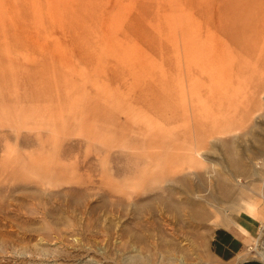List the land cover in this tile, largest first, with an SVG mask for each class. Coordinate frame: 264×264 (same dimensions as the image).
<instances>
[{"label": "rangeland", "instance_id": "1", "mask_svg": "<svg viewBox=\"0 0 264 264\" xmlns=\"http://www.w3.org/2000/svg\"><path fill=\"white\" fill-rule=\"evenodd\" d=\"M255 2L0 0V264H146L149 233L163 263L226 264L212 232L244 217L262 248L264 92L249 95L247 68L264 70L263 22L260 49L243 41ZM199 39L210 57L186 45ZM185 49L214 69L184 77Z\"/></svg>", "mask_w": 264, "mask_h": 264}, {"label": "bare ground", "instance_id": "2", "mask_svg": "<svg viewBox=\"0 0 264 264\" xmlns=\"http://www.w3.org/2000/svg\"><path fill=\"white\" fill-rule=\"evenodd\" d=\"M246 1V0H245ZM262 3H263V0H256V2H255V8H256V10H255V12H254V10L252 9V8H249L248 9V17H247V20H246V26H247V24H248V26L249 27H253L252 28V31H254V29H255V32H256V35L255 36H250L249 34H248V39H245V40H243L244 42H245V45L246 46H248V42L249 41H251V42H253L254 44H256V45H258L259 47H257V49L259 48L260 49V45H259V43H258V41L260 40V39H258L259 38V36H258V34H257V27H259V23L261 22H263V26H264V8H261L260 6H262ZM243 22V21H242ZM256 24H258V25H256ZM254 25H256V26H254ZM245 26V27H246ZM233 32V31H232ZM251 37V38H250ZM182 38V37H181ZM183 39V38H182ZM186 42V41H185ZM250 42V43H251ZM261 43V42H260ZM209 43H207V41L205 40V39H203V40H201V39H199V40H197V42H196V40H194V41H192V43L189 45V43L187 42L186 43V45L190 48V46H191V48H193L194 49V51H196V50H198V49H200L201 50V52L202 53H204V54H206L207 56H211V52L207 49V45H208ZM200 46V47H198V46ZM251 45H252V43H251ZM235 48H243L244 46H243V43L241 44V41H238L237 42V40L235 39ZM220 48V47H219ZM256 49L255 48H252V46L249 48V52H254ZM200 52V53H201ZM200 53H198V54H200ZM201 53V54H202ZM232 53V52H231ZM190 55H191V51H188L187 49H185V52H184V58H185V62H184V65L180 68V71L182 72V74H183V76L185 77V75H187V74H189V76H192V72H193V68L194 67H197V68H199L200 70H201V72H202V74H206V71H212V68H207V67H204L203 68V66H206L207 65V63H205L203 60H201V61H197V62H195V61H192L191 60V58H190ZM248 55V54H247ZM221 56V55H220ZM196 58V57H195ZM175 60V59H174ZM206 60V59H205ZM210 60H212V58H210ZM208 61V63L209 62H211V61ZM201 65V66H198V65ZM238 64V63H237ZM246 64V63H245ZM210 65V64H209ZM248 65H251V69H248V68H250V66L247 68V71L248 70H250V72H251V75H250V81H249V95H254V94H259V93H261V92H264V70L263 71H261V69H258L257 68V64L256 63H252V62H250ZM212 65H210V67H211ZM207 68V69H206ZM243 68H244V66H243ZM214 69V68H213ZM246 69V68H245ZM245 69H243V70H245ZM238 71H240L239 69H237ZM242 70V69H241ZM242 70V71H243ZM200 72V73H201ZM233 72V71H232ZM231 72V74H230V80H231V94L228 96V98L229 99H233L235 102H237L238 103V106H239V104H241L242 103V101L243 100H245V99H247V90H246V81H245V78L244 77H242L241 78V76L240 75H238L239 73L238 72H236V73H238V74H233ZM244 72V71H243ZM246 72V71H245ZM249 72V71H248ZM229 74V73H228ZM248 74V73H247ZM240 76V77H239ZM244 76V75H243ZM178 77V76H177ZM187 77V76H186ZM194 77V76H193ZM247 78H248V76H246ZM189 78V77H188ZM197 78V77H196ZM179 79V78H178ZM177 79V80H178ZM184 79V78H183ZM191 79V78H190ZM190 81V80H189ZM192 81H194V79L192 80ZM214 81V80H213ZM247 81V82H248ZM228 82V81H227ZM191 83V82H190ZM192 85V84H191ZM196 85V84H195ZM227 85V84H226ZM186 86V85H185ZM199 87V86H198ZM226 87V86H225ZM192 88V87H191ZM191 88H190V96H191V94L193 95H195L196 97L198 96V94H197V89L195 88H193L192 89V91H191ZM201 88V87H200ZM202 89V88H201ZM210 92H212V90L210 89L209 90ZM226 91V90H225ZM166 93V92H165ZM222 93V92H221ZM201 94V93H200ZM200 94H199V97H200ZM229 94V93H228ZM183 95H184V91H183ZM209 96H211L210 94H209ZM226 96V95H225ZM252 97V96H251ZM228 98H227V100H228ZM190 99V98H189ZM201 99V98H200ZM186 100H188L187 98H185L184 100H183V102L185 101L186 102ZM218 101V100H217ZM171 102V101H170ZM184 102V103H185ZM203 102V101H202ZM183 103V104H184ZM225 103V102H224ZM228 103H229V101H228ZM186 104V107H189L188 108V110H187V113L189 112V115H188V117H187V119H185L186 120V122L187 123H189V122H192V123H194V125L196 126L195 127V129H196V140H195V147L196 148H199V147H201L202 145L204 146H206V144H204L205 143V141H207V140H204L202 137H198V133H197V130H199V126H200V124H199V119L200 118H198V105L194 102V100L193 99H191V101H189V105H188V103L186 102L185 103ZM244 104V103H243ZM240 107V106H239ZM241 108V107H240ZM180 109V108H179ZM243 109V108H242ZM235 111H237V109L235 110ZM245 111H248V110H245ZM210 112V111H209ZM187 113H186V115H187ZM203 113V112H202ZM237 113V112H236ZM242 113H243V111H242ZM247 114V113H246ZM231 115V114H230ZM240 115L242 116L243 114H241L240 113ZM248 115V114H247ZM130 116V115H129ZM200 116V115H199ZM228 116V115H227ZM226 116V117H227ZM243 116H245V113H244V115ZM201 117V116H200ZM214 117V116H213ZM246 117V116H245ZM202 118V117H201ZM244 117H242V119H243ZM207 119V118H206ZM229 119V118H228ZM132 120V119H131ZM205 120V119H204ZM246 121H247V117H246ZM241 122V121H240ZM239 122V123H240ZM244 122H245V120H244ZM201 123V122H200ZM243 124H245V123H243ZM193 125V126H194ZM202 125V124H201ZM235 126H236V124H234ZM238 125V124H237ZM239 125H242V122L239 124ZM187 126V125H186ZM244 127V126H243ZM202 128V126L200 127V129ZM234 128V127H233ZM241 127H239V129H240ZM201 130H204V128L203 129H201ZM201 132V131H200ZM159 133H163V130H160L159 131ZM152 134V133H151ZM246 134V133H245ZM160 135V134H159ZM163 135V134H162ZM152 136H153V134H152ZM207 136H209V135H207ZM191 136H189L188 138H190ZM193 137V136H192ZM191 137V138H192ZM187 137H186V140L188 139ZM194 138V137H193ZM192 138V139H193ZM185 140V141H186ZM191 141V140H190ZM194 141V140H193ZM209 141V140H208ZM191 143H192V141H191ZM207 143V142H206ZM185 144H187V142L185 143ZM220 144V143H219ZM184 145V144H183ZM188 145V144H187ZM191 146H192V144H190ZM188 147L189 148H191L189 145H188ZM188 148V149H189ZM193 149V148H192ZM231 158V157H230ZM233 159V158H232ZM231 159V160H232ZM233 161V160H232ZM238 163V162H237ZM262 236V241H260L261 243H262V248L261 249H259L258 247H255V249H254V251H255V255H257L261 260H263L264 261V235H261ZM150 237H151V244H152V251H151V249H149L148 250V253L146 254V255H143L145 258H144V260H145V263L146 264H167V263H163V259H164V256H162V254L161 255H159L158 253H159V250L158 249H160L161 247H162V245H163V243L162 242H157L156 241V239H155V235L153 234V233H149V234H147V236H146V238H149L150 239ZM260 237V236H259ZM137 239L139 240V242L140 241H143V238H142V236H139V237H137ZM259 238L258 237H256L255 238V240L257 241ZM254 240V241H255ZM121 249V248H120ZM248 249H251V248H248ZM122 250H123V248H122ZM145 250V249H144ZM142 252V251H141ZM159 257H160V259H159ZM170 259V258H169ZM168 259V260H169ZM168 262V261H167ZM172 262H174V261H172Z\"/></svg>", "mask_w": 264, "mask_h": 264}, {"label": "crops", "instance_id": "3", "mask_svg": "<svg viewBox=\"0 0 264 264\" xmlns=\"http://www.w3.org/2000/svg\"><path fill=\"white\" fill-rule=\"evenodd\" d=\"M254 199L256 202L261 200L260 206L264 208V194H255ZM235 221L245 230L236 225L216 227L210 238V248L213 254L226 264H264L263 260L249 256V252L255 253L254 249L257 246L256 241H254L255 237L247 241L249 235L256 233L255 223L245 217L236 218ZM260 229H262L264 235L263 226H260ZM248 247L251 249H248Z\"/></svg>", "mask_w": 264, "mask_h": 264}]
</instances>
